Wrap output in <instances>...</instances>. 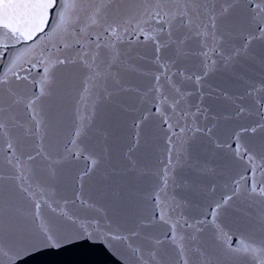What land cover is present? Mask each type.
<instances>
[{"label": "snow or ice", "instance_id": "1", "mask_svg": "<svg viewBox=\"0 0 264 264\" xmlns=\"http://www.w3.org/2000/svg\"><path fill=\"white\" fill-rule=\"evenodd\" d=\"M0 138V264H264V0H0Z\"/></svg>", "mask_w": 264, "mask_h": 264}, {"label": "water", "instance_id": "2", "mask_svg": "<svg viewBox=\"0 0 264 264\" xmlns=\"http://www.w3.org/2000/svg\"><path fill=\"white\" fill-rule=\"evenodd\" d=\"M90 111L91 105L90 102H88L87 112ZM87 112L85 114H87ZM112 120L113 115L108 108H105L97 118L98 123H108ZM73 134L74 130L72 128H68L66 130L64 139L70 140ZM127 135L130 139L134 135L131 128L127 129ZM69 147H71V145H69ZM3 148L4 143L2 138H0V154H2ZM162 148L163 142H161V149ZM86 166H89V162L86 161L83 157L75 161L73 164L68 165L66 182L58 186L57 190L54 193L49 192L48 195L52 199H56L61 203L63 198L65 197L71 199L72 194L79 191L78 182L73 179L76 174V170H83ZM2 172L3 170L0 169V174H2ZM243 175L244 171L242 167L233 174L234 178H238V176ZM256 179L258 182L260 181L261 177L259 173H257ZM0 183H3V181H0ZM169 191L171 190L169 189ZM221 191H223V193L226 195H230V191ZM219 194L220 192L217 193V195ZM93 195L94 194L86 181L83 198L87 200L90 197H93ZM161 199H164L163 195ZM168 204H171L170 200L168 201ZM75 207H80L79 202L76 203ZM149 207L151 210L152 206L150 205ZM42 211L47 214V207L45 206ZM155 211L158 215L159 209H155ZM153 231L158 238L165 241L163 247L168 252V255L164 258L165 264H180L178 257H176L172 252V245L170 241L165 238V233L169 232V228L163 222H160L155 226ZM178 235L180 234L178 233ZM22 259L24 260V264H113L115 258L111 255V253L105 246L99 243V241L92 239H79L72 241V243L70 244H65L61 248H42L38 252L32 253L30 257H22Z\"/></svg>", "mask_w": 264, "mask_h": 264}]
</instances>
